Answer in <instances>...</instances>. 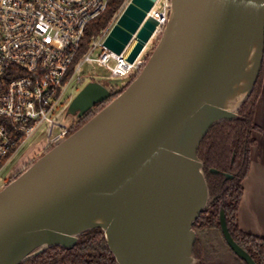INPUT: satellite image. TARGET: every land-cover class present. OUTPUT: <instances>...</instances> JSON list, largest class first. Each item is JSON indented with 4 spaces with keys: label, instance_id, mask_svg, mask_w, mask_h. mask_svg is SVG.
<instances>
[{
    "label": "water",
    "instance_id": "obj_1",
    "mask_svg": "<svg viewBox=\"0 0 264 264\" xmlns=\"http://www.w3.org/2000/svg\"><path fill=\"white\" fill-rule=\"evenodd\" d=\"M156 2L131 0L103 45L118 56L134 39L126 59L134 63L155 31L145 19ZM168 14L134 81L0 190V264L72 249L93 229L118 264L196 262L192 225L210 201L197 149L213 126L236 120L254 89L264 0H170ZM109 95L89 82L68 114ZM219 225L230 250L256 264L232 239L223 209Z\"/></svg>",
    "mask_w": 264,
    "mask_h": 264
},
{
    "label": "built area",
    "instance_id": "obj_2",
    "mask_svg": "<svg viewBox=\"0 0 264 264\" xmlns=\"http://www.w3.org/2000/svg\"><path fill=\"white\" fill-rule=\"evenodd\" d=\"M130 1L82 52L87 26L106 11L110 0H0V175L38 130L52 147L65 140L67 126L57 120L59 110L85 82L82 69L88 61L106 66L113 79L133 78L145 66L149 44L159 41L168 21L170 0H157L147 13L145 21L152 17L155 31L132 64L126 59L134 40L118 56L103 45ZM99 48L101 55L93 59ZM110 60L116 62L113 67Z\"/></svg>",
    "mask_w": 264,
    "mask_h": 264
},
{
    "label": "trees",
    "instance_id": "obj_3",
    "mask_svg": "<svg viewBox=\"0 0 264 264\" xmlns=\"http://www.w3.org/2000/svg\"><path fill=\"white\" fill-rule=\"evenodd\" d=\"M110 1L106 11L87 26L86 36L81 45L82 52L87 51V46L91 42L92 37L99 35L102 30L107 28L126 2V0ZM260 72L253 87L254 89L239 109L236 120L213 126L197 149L210 196L208 207L192 225L197 237L193 249V257L198 261V264H212L209 251H212L216 246L215 237L217 233L220 234L228 247L219 225L221 209L225 211L226 226H228L232 239L253 258L256 264H264V238L244 233L237 224L238 207L243 197L242 183L250 170L258 134H263L264 136V130L259 127L256 118L264 90V62ZM137 75L125 84L113 99L119 96L134 81ZM113 99L108 101V103ZM75 131L68 134L67 137L75 133ZM213 169L217 170L219 174H211L210 170ZM228 175L230 177L225 178ZM228 250L234 256V260L229 264H246L229 247ZM217 260L216 264H226L222 259ZM21 264L118 263L114 259L108 245H106L103 231L101 229H93L80 235L75 247L72 249L52 247L47 251L28 258Z\"/></svg>",
    "mask_w": 264,
    "mask_h": 264
},
{
    "label": "rangeland",
    "instance_id": "obj_4",
    "mask_svg": "<svg viewBox=\"0 0 264 264\" xmlns=\"http://www.w3.org/2000/svg\"><path fill=\"white\" fill-rule=\"evenodd\" d=\"M160 6H161V4H157L156 8L159 9ZM156 44H157V42L156 43L151 42V46L149 45L147 53H146L148 57H149L150 53H152V51L156 47ZM101 53H102V49L99 48L91 54V57L93 59H97V58H99ZM115 64H116V62L114 60H110L108 65L110 67H113ZM82 73L86 77V80L84 83L80 84L79 86H77L76 88H74L70 92L69 100H67L66 103L63 104L59 110V114L57 117L58 121L65 122V123L68 122V119H66V121H65V118H64L65 113H67L66 112L67 106L89 82L95 81V82L99 83L100 85H102L103 87L105 86L106 88L113 90V89L119 88V86H122L123 84H125L126 81L130 78V76H125V77H119V78L113 79V78L109 77L110 70L104 65L103 66L99 65V63H97L95 61H88V63L85 64V66L83 67ZM263 92H264V90H263ZM261 99H263V101L262 100L260 101L261 104H260V107L258 109V113H257L256 118H257V123H258L259 127L264 130V93L261 96ZM44 138H45L44 132L42 130H38L29 139V141L26 142L19 149V151L14 155V158L11 160V162L8 164V166H11L12 163L13 164L16 163L17 166H15V168L20 167V165L25 162L27 157H29L30 154L38 148L39 143L44 141ZM263 143H264L263 134H258V141H257L256 148H257L258 144L262 145ZM256 150H255V152H256ZM23 172H24V170H23ZM4 187L5 186H1L0 190L3 189ZM215 241H216L215 242L216 246L214 247V249L212 251L211 250L209 251V255H210L209 257H210V260L212 261L211 263L216 264V262L218 261L217 259H222L223 261L226 262V264L231 263L234 260V256H232V254L228 250V247L226 246L225 242L222 240L220 234L217 233V235L215 237ZM194 264H198V261H196Z\"/></svg>",
    "mask_w": 264,
    "mask_h": 264
},
{
    "label": "crops",
    "instance_id": "obj_5",
    "mask_svg": "<svg viewBox=\"0 0 264 264\" xmlns=\"http://www.w3.org/2000/svg\"><path fill=\"white\" fill-rule=\"evenodd\" d=\"M256 149L249 173L242 183L243 197L238 207L237 224L244 233L264 238V143L258 144Z\"/></svg>",
    "mask_w": 264,
    "mask_h": 264
},
{
    "label": "flooded vegetation",
    "instance_id": "obj_6",
    "mask_svg": "<svg viewBox=\"0 0 264 264\" xmlns=\"http://www.w3.org/2000/svg\"><path fill=\"white\" fill-rule=\"evenodd\" d=\"M134 40V39H133ZM151 46V43L149 44ZM132 79V77H130L125 84H127L130 80ZM95 82V81H93ZM123 84L122 86H119V88L110 90L108 89V91L110 92V95L108 98L104 99V101L100 102V103H96L94 105H92L89 110L81 113L80 111H76L74 114H68V106H67V113H65L64 118L65 121L66 119H68V122H62L63 124H65L67 126V131H66V135L70 134L71 132L75 131V129H77L78 127L86 124L87 121L90 120V118L92 116H94L97 112L101 111L104 106L108 103V101H110L111 99L114 98L115 95H117L119 93V90L125 85ZM264 93V92H263ZM262 93V95H263ZM262 100V99H261ZM69 129V131H68ZM52 147V143L48 141V139L44 138V141H42L41 143H39L38 148L33 151L29 157H27V159L25 160L24 163H22L20 165V167L15 168V166H17V164H11V166H6L5 169L3 170L2 174L0 175V187L1 186H5L7 183L11 182L12 180L15 179V177H17L19 174H21L23 172V170H25L27 167L30 166V164H32L33 162H35L38 158L42 157L43 154H45V152H47L48 150L51 149ZM48 147V148H47ZM11 162V161H10ZM9 162V163H10ZM8 163V164H9Z\"/></svg>",
    "mask_w": 264,
    "mask_h": 264
},
{
    "label": "bare ground",
    "instance_id": "obj_7",
    "mask_svg": "<svg viewBox=\"0 0 264 264\" xmlns=\"http://www.w3.org/2000/svg\"><path fill=\"white\" fill-rule=\"evenodd\" d=\"M70 104V103H69ZM68 126V125H67ZM68 131H69V129H68ZM49 147H51V146H49ZM48 148V147H47Z\"/></svg>",
    "mask_w": 264,
    "mask_h": 264
}]
</instances>
